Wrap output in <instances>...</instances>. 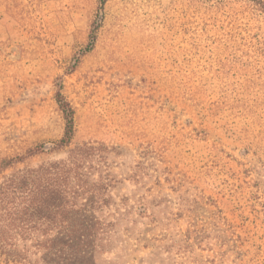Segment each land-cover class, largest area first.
Segmentation results:
<instances>
[{"label":"rangeland","instance_id":"374dc122","mask_svg":"<svg viewBox=\"0 0 264 264\" xmlns=\"http://www.w3.org/2000/svg\"><path fill=\"white\" fill-rule=\"evenodd\" d=\"M263 10L0 0V264H264ZM49 166L63 221L34 211Z\"/></svg>","mask_w":264,"mask_h":264},{"label":"trees","instance_id":"16d2710c","mask_svg":"<svg viewBox=\"0 0 264 264\" xmlns=\"http://www.w3.org/2000/svg\"><path fill=\"white\" fill-rule=\"evenodd\" d=\"M104 1V0H102ZM264 11V10H263ZM56 101L61 111L63 118L65 120V126L62 137L56 141V148H63L71 144V141L74 137V110L72 106L69 104L67 100L62 96L60 90L56 93ZM85 147H75L71 151H80L84 150ZM44 150H39L38 148L30 149L29 155H35L37 153H41ZM21 160L19 157L15 158H3L0 161V172L4 171L11 164L16 161ZM81 166H75V168H80ZM50 169V171H48ZM70 170L69 166H49L47 169H43V173L40 176L43 177L46 182L42 185V187L36 189V196L38 197V202L34 207V211L37 215L42 218H55L58 217L59 221H63L68 212H71L73 209H68L69 200L67 198L68 190H67V182L70 180ZM39 176V177H40ZM39 177L37 175L32 176L33 180H38ZM23 184H27V179L22 178ZM73 205V204H72ZM71 208V207H70ZM66 217L64 214H66ZM53 218V219H54ZM68 218V217H67ZM73 220V217L70 218V221ZM85 237L84 235H81ZM89 236H91L89 234ZM74 238H76L74 236ZM55 239H52V244L49 247L55 246Z\"/></svg>","mask_w":264,"mask_h":264}]
</instances>
